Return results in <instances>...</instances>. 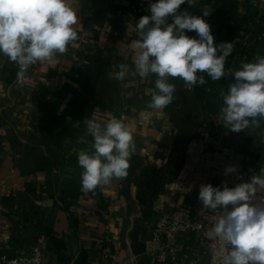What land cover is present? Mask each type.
Listing matches in <instances>:
<instances>
[{
  "label": "crops",
  "instance_id": "obj_1",
  "mask_svg": "<svg viewBox=\"0 0 264 264\" xmlns=\"http://www.w3.org/2000/svg\"><path fill=\"white\" fill-rule=\"evenodd\" d=\"M136 1L69 0L78 14L76 30L88 35L55 62L33 65L23 85L16 83L18 66L0 55V255L31 254L43 235L46 264H153L158 246L152 229L163 212L197 199L202 184L223 190L225 182L231 188L264 175V127L233 132L218 122L219 93L232 76H206L207 83L192 91L170 78L175 99L163 110L146 107L157 91L155 76L115 79L120 64L133 70L136 24L155 2L146 0L136 17L118 12ZM185 9L206 20L214 44L234 42L226 68L238 70L264 56V0H196ZM109 24L121 33L113 35ZM113 115L134 128L129 174L94 194L81 186L73 196L82 172L77 153L92 143L83 120ZM161 165V190L146 209L138 198L140 176ZM228 166L236 171L226 174ZM261 199L264 190L254 202ZM52 236L63 242L59 250ZM172 249L177 257L169 264H210V249L195 231L180 233Z\"/></svg>",
  "mask_w": 264,
  "mask_h": 264
},
{
  "label": "clouds",
  "instance_id": "obj_2",
  "mask_svg": "<svg viewBox=\"0 0 264 264\" xmlns=\"http://www.w3.org/2000/svg\"><path fill=\"white\" fill-rule=\"evenodd\" d=\"M185 3L193 7L196 0L150 2V14L136 24L134 47L139 51L133 56V70L120 64L115 79L155 76L157 91L146 107L163 110L175 99L176 86L170 78L181 79L184 88L192 91L207 83L206 76L219 81L230 75L233 80L227 91L219 93L218 122L233 132L264 127V56L241 63L238 70L226 68L234 42L214 44L211 27L203 18L211 14V8L205 5L201 17L181 11ZM77 24L78 14L69 0H0V55L18 66L16 83L23 85L33 65L55 62L57 54H65L86 37L88 33H78ZM187 32L196 35L190 37ZM72 59L79 66V58L74 55ZM83 123L92 143L77 153L81 186L82 191L94 194L114 180L127 178L137 145L133 126L123 118H85ZM235 171L234 166L226 168V174ZM260 190H264V175L257 174L235 187L225 182L223 190L210 183L200 185L198 200L203 208L220 213L204 233L218 244L212 255L220 264H264V199L254 202Z\"/></svg>",
  "mask_w": 264,
  "mask_h": 264
},
{
  "label": "built area",
  "instance_id": "obj_3",
  "mask_svg": "<svg viewBox=\"0 0 264 264\" xmlns=\"http://www.w3.org/2000/svg\"><path fill=\"white\" fill-rule=\"evenodd\" d=\"M145 7L146 0H138L126 9L120 8L118 12H125L130 17H136L144 11ZM109 30L115 36L121 33L120 29L115 26L110 27ZM219 214V210L203 208L198 198L187 202L177 210L163 212L157 218L152 229L151 239L158 246V250L154 254L153 264H169L170 260L176 259L177 256L172 249L173 241L180 233L188 230L199 233L203 242L210 249V264H220L219 259H214L212 255V248L218 247V244L209 241L204 235L214 225ZM45 245L46 237L39 236L31 254L21 253L16 256H9L4 253L0 255V264H46L43 259V247Z\"/></svg>",
  "mask_w": 264,
  "mask_h": 264
},
{
  "label": "trees",
  "instance_id": "obj_4",
  "mask_svg": "<svg viewBox=\"0 0 264 264\" xmlns=\"http://www.w3.org/2000/svg\"><path fill=\"white\" fill-rule=\"evenodd\" d=\"M180 10L181 11L185 10V4L180 6ZM187 35L192 37L193 32H187ZM164 174H165V165H161L153 168L147 167L142 171L138 183V198L146 209H149L153 206L154 198L161 190ZM80 188H81V180L74 182V186L70 189L71 194L73 196L78 195L80 192ZM133 234L135 239V235H136L135 232ZM52 239L58 250L64 246L63 242L58 238H56L55 236H52Z\"/></svg>",
  "mask_w": 264,
  "mask_h": 264
},
{
  "label": "rangeland",
  "instance_id": "obj_5",
  "mask_svg": "<svg viewBox=\"0 0 264 264\" xmlns=\"http://www.w3.org/2000/svg\"><path fill=\"white\" fill-rule=\"evenodd\" d=\"M103 93H104V92H96V93H94L93 95H94V96H96V95H97V96H100V95H103Z\"/></svg>",
  "mask_w": 264,
  "mask_h": 264
}]
</instances>
